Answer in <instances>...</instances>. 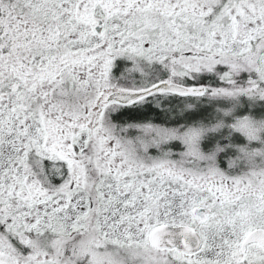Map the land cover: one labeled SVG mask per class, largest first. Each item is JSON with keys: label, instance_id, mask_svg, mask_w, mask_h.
<instances>
[{"label": "snow or ice", "instance_id": "snow-or-ice-1", "mask_svg": "<svg viewBox=\"0 0 264 264\" xmlns=\"http://www.w3.org/2000/svg\"><path fill=\"white\" fill-rule=\"evenodd\" d=\"M0 264H264V0H0Z\"/></svg>", "mask_w": 264, "mask_h": 264}]
</instances>
